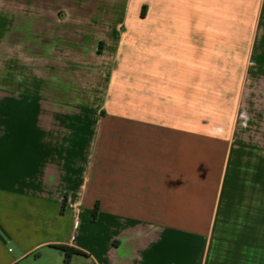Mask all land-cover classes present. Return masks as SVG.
<instances>
[{
    "label": "crops",
    "instance_id": "0c3cea01",
    "mask_svg": "<svg viewBox=\"0 0 264 264\" xmlns=\"http://www.w3.org/2000/svg\"><path fill=\"white\" fill-rule=\"evenodd\" d=\"M179 1L195 31L247 5L264 33V0ZM56 2L0 0V264H62L55 245L86 253L70 264H264V134L107 136Z\"/></svg>",
    "mask_w": 264,
    "mask_h": 264
},
{
    "label": "rangeland",
    "instance_id": "374dc122",
    "mask_svg": "<svg viewBox=\"0 0 264 264\" xmlns=\"http://www.w3.org/2000/svg\"><path fill=\"white\" fill-rule=\"evenodd\" d=\"M179 2L57 0V35L74 36L77 45L69 84L88 93L106 88L99 119L111 138L146 136L153 126L169 132L180 123L206 146L214 147L218 138L260 137L264 33L259 17L247 15L246 5L236 15L219 16V30L195 31L180 22ZM85 217L93 218L91 212ZM75 259L72 264H89Z\"/></svg>",
    "mask_w": 264,
    "mask_h": 264
},
{
    "label": "trees",
    "instance_id": "16d2710c",
    "mask_svg": "<svg viewBox=\"0 0 264 264\" xmlns=\"http://www.w3.org/2000/svg\"><path fill=\"white\" fill-rule=\"evenodd\" d=\"M143 8L144 7H142V9ZM64 205H65V200L63 201L61 210H63ZM96 212H97V206H95V208L93 209V213H92L93 218L92 219H95ZM54 247L56 249L60 250L63 254L62 264H70L73 256H87L86 253H84L83 251L76 249L74 247H70V246H66V245H55Z\"/></svg>",
    "mask_w": 264,
    "mask_h": 264
}]
</instances>
